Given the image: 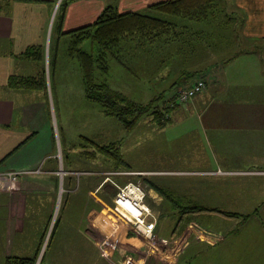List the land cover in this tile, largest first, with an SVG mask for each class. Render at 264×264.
<instances>
[{"label": "rangeland", "instance_id": "1", "mask_svg": "<svg viewBox=\"0 0 264 264\" xmlns=\"http://www.w3.org/2000/svg\"><path fill=\"white\" fill-rule=\"evenodd\" d=\"M127 1L95 0L103 6H115L118 12L132 10L154 14L147 8H140V0H132L129 9H126L129 4ZM219 3L224 5L226 10L217 11L220 15L226 13L233 16V3L231 4L229 0H214V6L220 8ZM94 8L93 5L88 4L81 8L82 11L77 12L79 15L88 14L81 23L89 18V22L93 20L96 15H90ZM216 14L212 18H206L204 23L195 22L189 18L182 20L179 17H169V19L174 22L176 30L182 29L183 25H188L190 30L194 27L195 32L198 33L217 28L215 25L219 22L217 21L219 15ZM234 23L230 22L231 27L223 25L217 28L216 34L232 38ZM70 24L73 26L78 23L71 21ZM125 37L127 39L120 40L117 49L103 50L97 44L87 40L80 46L87 47L93 55L100 57L96 63L97 66L101 63L100 66L103 65L104 70L99 68L100 66L94 67L95 82L104 80L109 87L118 90L127 98L145 103L153 93L163 88L158 82L156 86H149L147 79L149 73L153 72V69L167 57L169 52L163 51L160 42H150L147 55L143 53L140 57H133L135 52L133 48L138 42L132 37ZM54 43H56V59L59 65L56 67L54 78L51 79V99L54 125L57 128L61 148H59L61 167L66 172L58 171L57 160L53 157L55 169L50 174L19 173L11 187L0 188L2 194L0 200L10 199L0 206V264H3L7 256L32 255L41 234L45 233L43 253L55 218L56 226L49 245L42 259V253L40 255L39 250L37 264H114L118 263V259H121L119 263L121 264L127 255H131L135 260L133 256L135 252L137 255L143 254L144 248L148 247V242L112 209L110 197L114 196L117 189L110 181L123 186L127 182L135 183L139 180L144 193L142 202L148 207L150 215L156 218L153 236L158 235L159 238L172 240L170 235L175 230L177 210L168 209L166 200L157 190L147 187L144 178L170 196L180 198L184 203L187 201L205 208L233 211L239 215L227 217L213 211L190 214V220L181 230V233L184 232L186 245L175 254L176 256L173 255L174 257L166 261L161 260V263L174 264L184 256L180 264H232L229 254H208L210 249L214 252L219 248L216 245L224 237L225 247L228 250L233 247L241 248L244 264H264V254L253 251L264 249V188L260 187L264 177L225 176L224 181L239 179L241 186L234 185L218 189L211 187L206 191L193 180L192 176L181 171L199 169L198 166L205 165L204 162L197 160L201 155H189L196 153L193 146L187 149L190 139L179 143V138L182 136H173L169 128L174 121L187 119H176L180 114L174 116L173 111L170 114V121L172 116L174 121L169 122L162 131L150 121L149 116H141L132 128L125 130L114 117L104 114L98 105L85 100L81 84V69L77 65L75 56L67 50L68 42L65 36L58 37L57 40L52 41V44ZM229 46L226 43L224 48ZM246 46L245 40H242L238 46L237 42L233 43L229 49V59L241 53L240 51H243ZM250 48L252 51L249 53L257 55L253 56L258 57L261 67L260 62L264 61V41L255 46L251 45ZM141 57L145 58L141 59ZM195 57L199 58V55L196 54ZM41 59L43 60L42 56ZM209 61L212 63L214 57L212 56ZM147 62L151 64L148 68ZM199 64L196 65L197 69ZM191 68L195 69L192 65ZM260 70L262 71L263 68ZM235 85L236 88L239 87L238 83ZM91 142L117 147L125 166L115 167L109 154L100 153ZM195 142L192 144L200 148L198 142ZM175 149L177 152L174 151ZM246 156H254V152L251 155H243L242 158ZM49 161L46 160V162ZM132 169H145L148 172L143 171L147 173L145 175L142 171H132ZM121 171L142 174H118ZM59 176L61 190L58 189ZM105 177L107 180L99 185ZM224 184L230 183L224 182ZM103 195L105 197H102ZM254 211L255 215L251 214ZM245 214L249 216L244 219L242 216ZM4 217L5 226L10 232L8 234L2 222ZM127 234L129 236H126ZM234 236L238 239L234 240ZM192 243H200V245L192 247L182 256L185 249ZM164 253L162 252L159 256L162 257ZM211 259L212 262L209 263ZM135 262L142 264L136 260Z\"/></svg>", "mask_w": 264, "mask_h": 264}, {"label": "crops", "instance_id": "2", "mask_svg": "<svg viewBox=\"0 0 264 264\" xmlns=\"http://www.w3.org/2000/svg\"><path fill=\"white\" fill-rule=\"evenodd\" d=\"M66 1L65 10L62 12H56L60 0H8L6 5H4L6 0L0 1V171L24 170V174H50L55 169L53 160L56 158L58 171L66 172L61 167L59 154L61 148L57 128L54 125L51 99V79L54 78L56 67L59 65L56 59V43L52 44V41L57 40L59 36L56 31L54 32L53 27L58 22L59 30L64 32L90 23L93 21L89 22L90 18L81 23L88 14L79 15L77 12L83 6L91 4L95 8L90 16H97L103 7L102 3H96L95 0ZM131 1H127L129 4L126 9H129ZM157 1L160 0H140V8L146 9L149 4ZM229 1L233 3L232 13L241 20L239 34L242 40H245V43L252 42L253 46L264 41V0ZM71 21L78 24L70 26ZM184 26L187 38L195 39L200 34L195 32L194 27L190 30L188 25ZM61 35L60 33V37ZM160 45L162 46L161 42ZM29 47H38L43 60L25 58L22 55L23 51ZM246 49L231 59L227 55L228 58L225 57L224 63L214 61L210 63L209 59L213 56L210 51H201L198 53L199 58H196L183 50L181 55L183 61L181 62L179 58L175 60L180 62L176 63L180 69L185 65L186 76H183L179 70H173L163 78L179 79L182 82L177 87H186L196 79L204 81L205 89L178 105L173 112L174 116L180 114L176 119L187 120L174 121L172 116L170 122L172 120L174 122L169 128L173 136H182L179 138V143L190 139L187 149L193 146L196 153L189 155H201L197 160L204 162L205 165L198 166L199 169L181 171L192 176L193 180L206 191L211 187L218 189L241 186L239 179L224 181L225 176L264 177V61L260 62L262 64L260 67L258 57L253 56L256 54L249 53L252 51L251 48L249 51ZM140 56L142 54L134 57ZM197 64H199L198 69ZM191 65L195 69H192ZM150 66L151 64L147 62L146 67ZM167 67L168 60L161 71L166 73ZM41 70L44 71L45 92L8 85L9 78L13 75L35 76ZM237 83L238 88L235 85ZM151 84L157 85V82ZM164 127L159 129L163 131ZM194 141L198 142L200 148L192 144ZM174 151L177 152V149ZM253 152L254 156L242 158L243 155H251ZM46 160L50 161L46 162ZM137 170L148 172L145 169H132V171ZM146 172L143 173L147 174ZM59 179L58 189L61 190L60 176ZM224 182L230 184L225 185ZM260 187L264 188V180ZM2 200L0 206L10 199L6 198L4 201L2 198ZM5 220L4 217L2 221L4 226ZM5 229L6 234L10 233L6 226ZM233 239L238 238L234 236ZM225 244L226 240L223 237L216 245L219 248L214 252L210 249L208 254H229L232 264H244L241 248L233 247L228 250ZM198 245L200 243L190 244L182 256ZM253 251L264 254V249ZM164 252L162 257L145 252L140 255L135 252L133 256L142 264H168L160 262L172 257L168 255V251ZM183 259L184 256L174 264H180ZM120 261L121 259H118V263L114 264H119ZM210 262L212 259L209 260Z\"/></svg>", "mask_w": 264, "mask_h": 264}, {"label": "trees", "instance_id": "3", "mask_svg": "<svg viewBox=\"0 0 264 264\" xmlns=\"http://www.w3.org/2000/svg\"><path fill=\"white\" fill-rule=\"evenodd\" d=\"M7 2L8 0L4 5H6ZM66 2V0H60L56 12H62L65 10ZM218 5H220V8L214 6V0H160L149 4L146 7L149 12L154 14L140 13L132 10L118 12L115 6L104 5L90 23L61 32L59 30L60 24L57 22L53 29L54 32H57L59 37L60 33L62 34L61 36H66L69 43V53H72L78 61L77 65L80 67L82 73L81 84L85 100L98 105L99 109L104 114L114 117L125 130L132 128L137 119L141 116H149L150 121L155 124L156 127L162 128L170 122V114L177 108V106L186 102L179 101L180 91L190 88L198 80H201L204 83L202 79H196L186 87H177V85L182 82L179 79H163L173 70H179L183 76H186L187 71L184 68L185 65L181 66L182 68L180 69L176 66V63L178 64L180 62L175 60L176 58H179L181 62L183 61V58L181 57L183 50L187 54L194 56L201 51H210L214 57V62L222 63L224 62L225 57L230 54V46L235 42H237L238 46L242 41V37L239 34L241 20L234 14L233 16H229L226 13L220 15L217 11L220 9L224 11L226 10L221 3ZM215 13H217L216 15H219L217 20L219 22L215 25L217 28H221L223 25L231 27L232 24H230V22H235L232 38L227 35L216 34V27L208 31L200 32L195 39L187 38L185 34V26L183 25L184 27L182 29L176 30L174 28V22L169 19V17H179L182 20L189 18L195 22L204 23L206 22V18L214 17ZM125 36L132 37L134 41L138 42L133 48V51H135L133 57L143 53L147 54L150 49V45H148L150 42H161V48L163 51L169 52L167 57L157 64L153 69V72L151 74L149 73L147 79L149 80V83L158 82L159 84V82L162 81L160 84L163 88H160L156 93H153L151 98L145 103L136 102L127 98L118 90L109 87L104 80L95 82L93 79V70L95 66L97 68L100 66L101 63L98 66L96 63L100 60V57H96L99 55H93V52L91 53V50H88L87 47L82 48L80 46L82 42L87 40L91 43L97 44L103 48V50L117 49L119 41L127 39ZM226 43L230 46L224 48ZM251 44L252 42L247 43L246 48L248 49L245 48L246 51L250 50L249 48ZM40 52L41 51L38 47H29L23 51L22 55L25 58L40 61L42 56ZM167 60L168 67L166 73H163L161 70ZM99 68L104 70L103 65ZM44 78L43 70L35 76L19 77L13 75L9 78L8 85L23 89H38L45 92L46 84ZM149 83H147L149 86H156ZM91 144L96 146L100 153L109 154L108 156L114 162L115 167L125 166L117 147L110 144L99 145L92 142ZM143 180L147 187L157 190L159 194L162 195L168 204V209L171 211L177 210L176 222L174 224L175 230L171 232V238L178 236L181 233L183 226L190 220V214L203 211H213L227 217L239 216L233 211L205 208L196 203H190L187 201L184 203L180 198L170 196L146 178ZM102 197H105V195ZM255 213V211L251 212V214ZM249 214L243 215L242 218H247ZM55 226L56 218L49 231L44 252L49 245V240L53 234ZM44 235L45 233L41 234L38 245L32 255L7 256L5 257L3 264H35ZM126 236H129V234ZM44 252L41 255V259Z\"/></svg>", "mask_w": 264, "mask_h": 264}, {"label": "built area", "instance_id": "4", "mask_svg": "<svg viewBox=\"0 0 264 264\" xmlns=\"http://www.w3.org/2000/svg\"><path fill=\"white\" fill-rule=\"evenodd\" d=\"M204 89V83L201 80L196 81L190 88L183 89L179 93V101L185 102L188 98L193 97ZM24 170H3L0 172V188L7 189L12 186L16 176L23 173ZM121 175L142 174L131 171L118 172ZM145 174V173H144ZM146 175V174H145ZM105 177L99 185L105 182ZM111 184L117 189L113 197H110L111 206L115 213L122 217L127 223L132 225L146 242L148 247L143 250L146 254L150 252L155 255H162L164 251H168L170 256L179 252V250L186 245L184 232L172 240L167 238H159L153 236L156 218L150 215L148 207L143 204V189L141 182L137 180L135 183L127 182L123 186L117 185L114 181ZM207 231V230H203ZM212 233V232H211ZM220 235V234H218ZM215 240V239H214ZM121 264H137L131 255H127Z\"/></svg>", "mask_w": 264, "mask_h": 264}, {"label": "water", "instance_id": "5", "mask_svg": "<svg viewBox=\"0 0 264 264\" xmlns=\"http://www.w3.org/2000/svg\"><path fill=\"white\" fill-rule=\"evenodd\" d=\"M55 210H56V205H55V208H54V212H55ZM44 244H45V239H44V243H42V246H41V249H40V255L42 253ZM38 257H39V255H38ZM37 261H38V258L36 259V262H35L36 264H37Z\"/></svg>", "mask_w": 264, "mask_h": 264}]
</instances>
